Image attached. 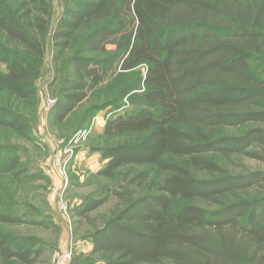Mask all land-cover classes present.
<instances>
[{
    "label": "trees",
    "instance_id": "16d2710c",
    "mask_svg": "<svg viewBox=\"0 0 264 264\" xmlns=\"http://www.w3.org/2000/svg\"><path fill=\"white\" fill-rule=\"evenodd\" d=\"M62 1L52 24L48 0H0V133L32 138L15 103L35 98L50 46L54 71L65 66L52 124L108 85L80 124L110 115L93 148L104 183L78 212L92 230L88 264H264V197L249 196L264 172L220 164L264 161L250 150L264 148V0ZM5 170L25 173L19 145H0ZM111 197L110 216L92 224ZM18 204L0 198V226L23 223ZM32 247L0 233V264H39Z\"/></svg>",
    "mask_w": 264,
    "mask_h": 264
},
{
    "label": "rangeland",
    "instance_id": "374dc122",
    "mask_svg": "<svg viewBox=\"0 0 264 264\" xmlns=\"http://www.w3.org/2000/svg\"><path fill=\"white\" fill-rule=\"evenodd\" d=\"M48 2L54 24L62 13L63 1ZM49 48L45 55V66L35 82V98L27 102H14L15 108L30 119L32 138L11 134L9 137L6 132L0 133V145L17 144L21 147V158L25 167V173H21L19 177H15L8 170L0 174V198L5 202L19 203L16 214L23 222L0 226V233L29 240L33 244L34 252L41 251L39 264H55L63 244L74 240L77 248L71 264H88L92 244L87 239V234L92 230L90 223H80L78 212L84 197L101 189L103 179L96 177V174L107 162L93 148L104 144L102 135L108 114L105 111L98 113L101 117L100 124L86 138H80L78 142L74 140L82 131L80 124L88 107L95 102L102 104L106 101L108 85H104L101 91L91 92L89 100L62 125L52 124L53 108L48 106V100H57L65 76V66L62 64L59 73L54 71L51 46ZM145 70V67H141L137 71L138 81L145 75ZM123 104L126 109L133 107L127 100ZM91 122L86 129L90 128ZM256 146L250 150H259L264 156V148ZM220 161L221 167L231 174L264 172V161L249 156L232 155L229 158L222 157ZM129 169L131 168L127 167L122 172ZM249 196L264 197V184L259 188H252ZM114 207L115 201L111 197L102 208L90 215L92 224L100 226Z\"/></svg>",
    "mask_w": 264,
    "mask_h": 264
},
{
    "label": "built area",
    "instance_id": "2783aa9c",
    "mask_svg": "<svg viewBox=\"0 0 264 264\" xmlns=\"http://www.w3.org/2000/svg\"><path fill=\"white\" fill-rule=\"evenodd\" d=\"M56 104V100H48V106L50 108H53ZM100 115V114H99ZM99 115H96L92 122L89 129L82 130L78 134V138H76L74 141L78 142L80 138H86V136L96 127V125L100 124L101 117ZM108 117L106 118L108 120ZM77 244L74 243V240H68L65 242L61 248L60 254L55 261V264H71L72 260L74 259V255L76 252Z\"/></svg>",
    "mask_w": 264,
    "mask_h": 264
},
{
    "label": "crops",
    "instance_id": "0c3cea01",
    "mask_svg": "<svg viewBox=\"0 0 264 264\" xmlns=\"http://www.w3.org/2000/svg\"><path fill=\"white\" fill-rule=\"evenodd\" d=\"M92 249H93V247H92Z\"/></svg>",
    "mask_w": 264,
    "mask_h": 264
}]
</instances>
